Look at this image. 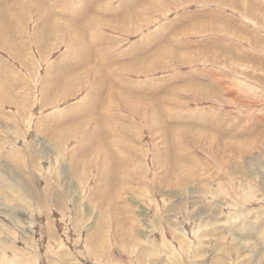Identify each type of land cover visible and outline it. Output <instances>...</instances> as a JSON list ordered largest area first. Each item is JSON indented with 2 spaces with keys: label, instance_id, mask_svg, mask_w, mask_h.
<instances>
[{
  "label": "rangeland",
  "instance_id": "1",
  "mask_svg": "<svg viewBox=\"0 0 264 264\" xmlns=\"http://www.w3.org/2000/svg\"><path fill=\"white\" fill-rule=\"evenodd\" d=\"M0 264H264V0H0Z\"/></svg>",
  "mask_w": 264,
  "mask_h": 264
},
{
  "label": "bare ground",
  "instance_id": "2",
  "mask_svg": "<svg viewBox=\"0 0 264 264\" xmlns=\"http://www.w3.org/2000/svg\"><path fill=\"white\" fill-rule=\"evenodd\" d=\"M1 28H2V27H1ZM1 30H2V29H1ZM82 49H83V48H82ZM87 49H88V48H87ZM84 50H85V49H84ZM84 50H83V51H84ZM83 59H84V58H83ZM103 78H104V77H103ZM47 106H48V105H47ZM81 109H82V108H81ZM87 248H88V247H87Z\"/></svg>",
  "mask_w": 264,
  "mask_h": 264
}]
</instances>
